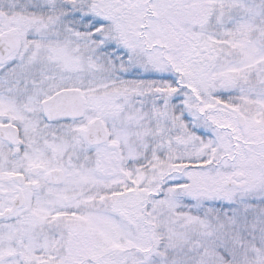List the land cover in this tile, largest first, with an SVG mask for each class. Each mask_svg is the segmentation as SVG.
Here are the masks:
<instances>
[{"label":"snow or ice","instance_id":"1","mask_svg":"<svg viewBox=\"0 0 264 264\" xmlns=\"http://www.w3.org/2000/svg\"><path fill=\"white\" fill-rule=\"evenodd\" d=\"M0 264H264V0H0Z\"/></svg>","mask_w":264,"mask_h":264}]
</instances>
